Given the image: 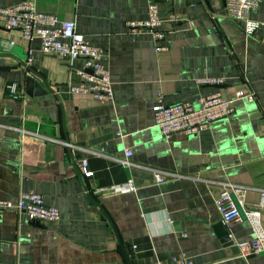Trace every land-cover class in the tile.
Returning a JSON list of instances; mask_svg holds the SVG:
<instances>
[{
    "label": "crops",
    "instance_id": "1",
    "mask_svg": "<svg viewBox=\"0 0 264 264\" xmlns=\"http://www.w3.org/2000/svg\"><path fill=\"white\" fill-rule=\"evenodd\" d=\"M34 4L73 20L104 50L114 101L69 93L83 60L43 52L38 39L0 21V198L32 191L61 212L58 222L41 224L0 210V264H180L173 258L182 252L189 264H264V251L239 256L236 242L252 236L247 220L225 226L230 241L224 240L214 204L224 182L244 186L245 202L260 209L264 228V0L251 16L262 23L250 35L242 20L226 16L225 0H159L162 18L169 12L182 18L162 23L159 42L127 25L147 18L146 0ZM28 76L34 80L27 91ZM206 78L222 82L199 83ZM10 82L22 97L6 94ZM240 87L253 90L254 101H234L229 116L199 133L164 138L154 124L158 96L197 107L201 96L219 91L232 98ZM67 144L84 157L70 160ZM82 160L90 177L82 175ZM155 170L166 180L155 183ZM128 179L133 192H95Z\"/></svg>",
    "mask_w": 264,
    "mask_h": 264
},
{
    "label": "built area",
    "instance_id": "2",
    "mask_svg": "<svg viewBox=\"0 0 264 264\" xmlns=\"http://www.w3.org/2000/svg\"><path fill=\"white\" fill-rule=\"evenodd\" d=\"M158 1L146 0L148 13L146 19L127 22L128 28L132 32L147 29L155 42L162 41L165 37L166 31L161 28L164 21L179 22L182 20L175 12H169L165 18H162L158 11ZM259 2L260 0H225L226 16L242 20L245 23V33L250 35L262 23L251 17L257 10ZM0 21L7 29L19 30L22 36L28 40L38 39L43 52H53L70 61L77 58L83 60V68L77 71L80 82L77 85L68 84L69 93L91 94L100 102L114 101L113 82L110 80L103 62L104 50L93 45L77 32L73 20L59 19L55 14L38 10L34 0H19L7 6H0ZM156 49L161 50L162 47L158 45ZM221 82V78H206L199 83L220 84ZM5 92L12 98L22 97L17 82L7 83ZM254 99V91L245 87L236 89L232 98L223 97L219 91L201 96L197 107L189 102L166 104L161 96H158L156 103L152 106L154 124L159 128L160 135L164 138L173 133L196 134L208 128L212 121L229 116L234 110V101H254ZM17 129L22 134L37 135L22 127ZM131 154V150H125L126 156ZM120 163L128 164V161L123 159ZM81 170L85 177L92 175V171L86 167L85 160H82ZM165 180L161 171L155 170L154 182L161 183ZM136 189L134 181L128 179L107 188H97L95 192L98 194H119L133 192ZM246 191L244 186L224 182L214 199L221 221L228 229L242 219L249 223L252 232L251 238L236 242L239 256L244 258L264 251V228L260 220L261 212L258 207L246 204ZM0 210H13L24 219L41 224L55 223L61 219L59 208L47 205L41 194L32 191L19 192L14 201L0 198ZM228 236L230 238L229 234ZM173 259L179 260L180 264H189L183 252L180 259L175 257Z\"/></svg>",
    "mask_w": 264,
    "mask_h": 264
},
{
    "label": "water",
    "instance_id": "3",
    "mask_svg": "<svg viewBox=\"0 0 264 264\" xmlns=\"http://www.w3.org/2000/svg\"><path fill=\"white\" fill-rule=\"evenodd\" d=\"M30 72H31L33 75H35V76L41 78V80L43 81L41 75H40L38 72H36L35 70H32V69H30ZM32 80H34V79H33V76H28V77L26 78L27 91H28V88H29L30 85H31ZM43 83L45 84L44 81H43ZM45 86H46L47 90H51L46 84H45ZM51 91H52V90H51ZM57 96H58V97H63V93H60V94H58ZM67 141H68V140H67ZM67 143H68V142H67ZM67 153H68V157H69L70 160H71L72 158H75V159H81V158L84 157V153H83L82 151H80V150H78V149L73 150L72 147H71L69 144H67ZM82 175H83V174H82ZM83 176H84V175H83ZM221 223H222V222H221ZM220 233L224 236V240H226V241H230V238H229V236H228V234H229L228 229L225 227V225H224L223 223H222V227L220 228Z\"/></svg>",
    "mask_w": 264,
    "mask_h": 264
}]
</instances>
